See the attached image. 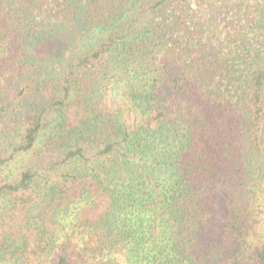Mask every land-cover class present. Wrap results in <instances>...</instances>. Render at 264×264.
Masks as SVG:
<instances>
[{
  "label": "trees",
  "instance_id": "1",
  "mask_svg": "<svg viewBox=\"0 0 264 264\" xmlns=\"http://www.w3.org/2000/svg\"><path fill=\"white\" fill-rule=\"evenodd\" d=\"M0 264H264V0H0Z\"/></svg>",
  "mask_w": 264,
  "mask_h": 264
},
{
  "label": "rangeland",
  "instance_id": "2",
  "mask_svg": "<svg viewBox=\"0 0 264 264\" xmlns=\"http://www.w3.org/2000/svg\"><path fill=\"white\" fill-rule=\"evenodd\" d=\"M63 42H64V40H63ZM41 47V46H40Z\"/></svg>",
  "mask_w": 264,
  "mask_h": 264
}]
</instances>
